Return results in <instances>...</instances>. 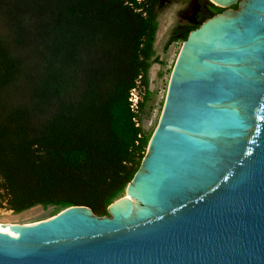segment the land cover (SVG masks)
<instances>
[{"label":"water","instance_id":"1","mask_svg":"<svg viewBox=\"0 0 264 264\" xmlns=\"http://www.w3.org/2000/svg\"><path fill=\"white\" fill-rule=\"evenodd\" d=\"M208 1L125 197L0 226V264H264V0Z\"/></svg>","mask_w":264,"mask_h":264},{"label":"trees","instance_id":"2","mask_svg":"<svg viewBox=\"0 0 264 264\" xmlns=\"http://www.w3.org/2000/svg\"><path fill=\"white\" fill-rule=\"evenodd\" d=\"M167 3L0 0V201L8 210L85 206L102 216L130 181L146 140L127 93L138 81L140 110L155 16ZM32 54L35 72L16 81ZM20 93L28 100L5 105Z\"/></svg>","mask_w":264,"mask_h":264},{"label":"rangeland","instance_id":"3","mask_svg":"<svg viewBox=\"0 0 264 264\" xmlns=\"http://www.w3.org/2000/svg\"><path fill=\"white\" fill-rule=\"evenodd\" d=\"M227 8L235 10L237 7L236 5H232ZM198 10L203 14V17L207 18L221 12L223 9L215 6L208 0H168L165 7L155 16V31L151 43V53L147 59V63H149L146 69L147 95L145 99H143L141 109L137 113V123L140 130L139 134L146 140V144L140 153L141 155L135 158V163L138 166L145 154L147 142L156 127L168 79L181 43L185 39L180 37L181 29L179 27L181 25L185 28L192 26L191 16ZM197 26H195V28ZM176 29H178V32L172 34ZM172 35H174L173 40L167 42ZM35 44L36 43H34V45ZM31 57L33 59L29 58L28 62L22 63L16 81L21 82L23 79L28 80L35 72L37 64L33 54ZM139 94L141 100L143 96V90L141 88H139ZM26 100H28V96L20 93L8 95L4 99V103H6V106H9ZM124 188L111 202L123 197ZM60 210H62V208L51 205H36L20 212H13L8 210L0 201V225H25L45 220L54 216ZM102 216H108L106 210Z\"/></svg>","mask_w":264,"mask_h":264},{"label":"built area","instance_id":"4","mask_svg":"<svg viewBox=\"0 0 264 264\" xmlns=\"http://www.w3.org/2000/svg\"><path fill=\"white\" fill-rule=\"evenodd\" d=\"M139 85L138 81L135 82V85L133 88H131L127 93V102L130 112L133 114L132 121L134 122V126L138 127L137 123V113L139 111L138 109V103L140 102V94H139ZM139 137V135H138Z\"/></svg>","mask_w":264,"mask_h":264},{"label":"flooded vegetation","instance_id":"5","mask_svg":"<svg viewBox=\"0 0 264 264\" xmlns=\"http://www.w3.org/2000/svg\"><path fill=\"white\" fill-rule=\"evenodd\" d=\"M236 5V4H235ZM203 17V14L202 13H200V11L198 10L195 14H193L192 16H191V18H192V24H195V23H197L198 21H199V19H201ZM204 20V19H203ZM202 20V21H203ZM201 21V22H202ZM200 22V23H201ZM180 29H181V31L183 32L185 29V27L183 26V25H181L180 27H179Z\"/></svg>","mask_w":264,"mask_h":264},{"label":"bare ground","instance_id":"6","mask_svg":"<svg viewBox=\"0 0 264 264\" xmlns=\"http://www.w3.org/2000/svg\"><path fill=\"white\" fill-rule=\"evenodd\" d=\"M123 197H125V196H123ZM2 225H8V226H14V227L19 226V224H16V225L2 224ZM2 225H0V226H2Z\"/></svg>","mask_w":264,"mask_h":264}]
</instances>
